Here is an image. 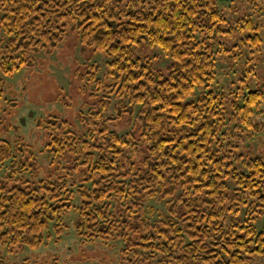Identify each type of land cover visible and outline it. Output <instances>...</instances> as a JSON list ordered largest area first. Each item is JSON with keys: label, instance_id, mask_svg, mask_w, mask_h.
I'll return each instance as SVG.
<instances>
[{"label": "trees", "instance_id": "1", "mask_svg": "<svg viewBox=\"0 0 264 264\" xmlns=\"http://www.w3.org/2000/svg\"><path fill=\"white\" fill-rule=\"evenodd\" d=\"M224 21L216 0H0L7 35L1 72L31 65L32 53L53 50L75 29L80 43L108 58L109 79L100 87L121 103L115 116L79 115V131L48 120V150L68 158V171L54 177L27 179L35 163L30 145L11 149L0 138V163L10 159L0 178V248L42 245L51 228L61 233L62 215L75 207L80 238L122 239L124 264L157 255L160 264H252L264 256V227L257 232L251 222L264 215V160L239 150L226 106L236 100L211 89L187 99L214 80L215 34L231 30L220 27ZM244 22L254 30L245 41L256 44L255 27ZM141 43L169 53L165 74L136 54ZM2 85L0 77V98ZM261 94H235L240 124L250 123ZM119 114L132 121L122 134L112 127ZM153 197L164 201L165 212L151 221L142 205Z\"/></svg>", "mask_w": 264, "mask_h": 264}, {"label": "rangeland", "instance_id": "2", "mask_svg": "<svg viewBox=\"0 0 264 264\" xmlns=\"http://www.w3.org/2000/svg\"><path fill=\"white\" fill-rule=\"evenodd\" d=\"M224 14L225 21L220 24L230 32L215 34L214 46V80L209 88L196 87L187 96L195 100L203 90L211 89L218 94L228 96L234 101L227 103V117L234 139H237L239 150L246 156H259L264 160V0H216ZM249 20L255 27L259 40L256 44L245 41L247 34L254 30L244 27V20ZM7 35L0 29V49ZM136 54L150 61L161 73H166L173 62L168 52L159 46L141 43L134 46ZM1 56V52H0ZM32 64L22 65L13 72H1L3 80L0 98V138L9 143L11 149L18 142L28 143L35 157V163L24 174L27 179L38 180L46 174L56 172L64 174L68 171L65 156L55 157L47 148L51 129L48 120L55 118L63 122L67 129L82 130L79 115L98 110L106 115H116L121 106L120 99L113 94L108 95L100 82H108L106 62L108 58L95 51L92 46L79 41V33L75 29L68 30L64 39L51 51H39L31 54ZM259 90L262 94L248 120L242 125L236 118L234 109L239 102L236 99L250 90ZM109 96V97H107ZM108 98L100 101L99 98ZM105 101V102H103ZM234 116V117H233ZM112 127L120 134L132 128L128 115L115 119ZM81 132V131H80ZM79 133V132H77ZM232 137V138H233ZM139 159L137 155L135 161ZM54 160V165L50 162ZM10 159L0 163V178L9 169ZM69 173L77 180L78 173ZM67 180L70 182L68 175ZM74 190V186H71ZM77 193H74L73 204H78ZM165 212L164 201L160 197L148 199L142 205V216L151 221L160 218ZM77 210L68 208L62 215L64 224L61 233L54 235L36 248L12 247L0 248L6 264H124L122 255L123 240H83L77 234L75 219ZM257 232L264 227V215L251 221ZM157 258V259H156ZM148 263L160 264V255ZM135 261V260H134ZM137 264V263H136ZM252 264H264V256L253 258Z\"/></svg>", "mask_w": 264, "mask_h": 264}]
</instances>
